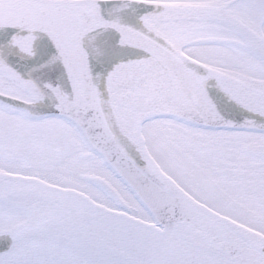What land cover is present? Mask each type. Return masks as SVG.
Returning a JSON list of instances; mask_svg holds the SVG:
<instances>
[{"label": "snow or ice", "instance_id": "snow-or-ice-1", "mask_svg": "<svg viewBox=\"0 0 264 264\" xmlns=\"http://www.w3.org/2000/svg\"><path fill=\"white\" fill-rule=\"evenodd\" d=\"M0 264H264V0H0Z\"/></svg>", "mask_w": 264, "mask_h": 264}]
</instances>
